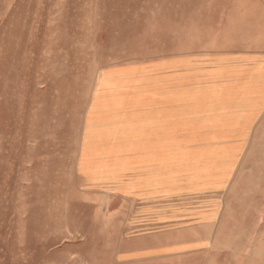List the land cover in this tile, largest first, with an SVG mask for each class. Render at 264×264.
Here are the masks:
<instances>
[{
	"label": "rangeland",
	"instance_id": "374dc122",
	"mask_svg": "<svg viewBox=\"0 0 264 264\" xmlns=\"http://www.w3.org/2000/svg\"><path fill=\"white\" fill-rule=\"evenodd\" d=\"M210 53L264 80V0H0V264H259L264 102L143 69ZM95 85L135 111L84 121Z\"/></svg>",
	"mask_w": 264,
	"mask_h": 264
},
{
	"label": "crops",
	"instance_id": "0c3cea01",
	"mask_svg": "<svg viewBox=\"0 0 264 264\" xmlns=\"http://www.w3.org/2000/svg\"><path fill=\"white\" fill-rule=\"evenodd\" d=\"M253 55L252 53H225L224 55H213L208 54L207 56L194 55L190 57V62L183 63L182 54H177L174 58H166L159 60V63L149 62V64L143 69H145V73L147 76H161L162 74H166L168 72H177L182 74V72L187 71L191 74L192 81L188 84V86L195 90L197 89L200 93V99L196 98H186L182 97L178 98V102H206V103H214V102H264V80H262V73L257 74L258 63L257 57H250ZM173 62L174 69L166 68L164 70H155L153 68L158 64H165ZM260 62V60L258 61ZM185 67V68H184ZM222 68L223 76L220 80L214 81V78L209 74L214 68ZM127 67L124 66H110L107 68H102L98 70V77L96 79L99 82V79L104 74L113 73L118 69H125ZM194 78V79H193ZM107 85L103 88L97 87L95 85L93 93L91 94L88 104L86 105L85 113H84V121L89 113V109L92 103V97L94 92L98 94V117L103 115V117H108L109 115L114 114L113 111L124 113H133L135 109L133 107H123L116 106L112 107L113 101L123 102L128 101L130 96L128 92H120L117 96H111V93H105L104 91L109 87ZM167 84H162L161 88L167 89ZM174 88H181V84H173ZM186 86V85H185ZM183 87V85H182ZM217 90V91H216ZM111 105V106H109ZM263 110L259 113V115L255 118L253 124L260 118ZM252 128V127H251ZM84 126L82 131L81 145L84 136ZM80 145V148H81ZM80 155V154H79ZM83 183V176L79 174ZM96 190V189H95ZM103 190V189H100ZM109 191V190H106ZM113 196L119 198L121 200H128L129 198L121 193L114 192L110 190ZM212 220H203L198 221L200 224H209ZM195 242V241H194ZM197 241L196 243H198ZM256 256L258 257V263L264 264V240L257 239L256 240Z\"/></svg>",
	"mask_w": 264,
	"mask_h": 264
}]
</instances>
